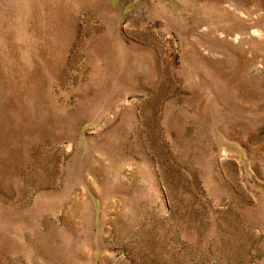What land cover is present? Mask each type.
Here are the masks:
<instances>
[{"label": "rangeland", "instance_id": "rangeland-1", "mask_svg": "<svg viewBox=\"0 0 264 264\" xmlns=\"http://www.w3.org/2000/svg\"><path fill=\"white\" fill-rule=\"evenodd\" d=\"M0 264H264V0H0Z\"/></svg>", "mask_w": 264, "mask_h": 264}]
</instances>
